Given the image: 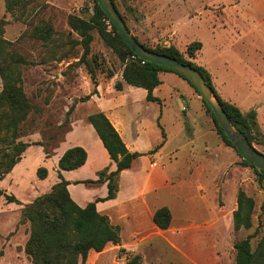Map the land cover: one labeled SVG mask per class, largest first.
Instances as JSON below:
<instances>
[{
	"label": "rangeland",
	"instance_id": "rangeland-1",
	"mask_svg": "<svg viewBox=\"0 0 264 264\" xmlns=\"http://www.w3.org/2000/svg\"><path fill=\"white\" fill-rule=\"evenodd\" d=\"M94 1L29 0L28 19L25 21L24 18L20 19L18 13L8 12L6 0H0V19L6 23L4 38L11 43L10 51L25 59L21 66L22 83L33 107L27 120L20 125L22 136L19 141L29 144L40 142L42 148L46 146L51 151L63 139L72 114L76 111L92 112L88 105H82L78 110L79 103L84 102L83 98L91 95L96 88L88 69H92L97 84L110 76L122 75V63L97 31H93L90 53L85 55L81 36L69 24L73 15L90 19L94 12ZM114 2L133 35L148 46L164 47V40L168 39L184 52L190 43L201 42L203 48L198 63L211 73L219 96L238 106L244 113L255 110L259 129L264 136V0ZM44 25L54 29L48 41L33 34L36 27ZM2 88L3 80L0 78V92ZM177 89L173 79H164L160 92L164 100L161 102L164 103L161 105L169 119L181 117L186 122L185 111L181 110L183 98ZM119 97L123 95H107L106 99L118 101ZM190 108L193 115H202L199 124L203 123L205 129L214 131L213 134L204 133L205 137L196 145L195 157L203 161L208 155L213 157L206 159L216 158L217 162L210 164L207 177L202 180L208 185L209 205L215 195L213 181L216 180L222 189L213 199L221 212L216 218L203 219L197 224L191 222L189 226L192 232L181 233L182 243L177 248L148 240L141 248L143 264H233L236 258L234 246L239 240L258 230L251 240L253 249H256L264 236V175L260 184V175L244 163L234 148L226 145L228 148L221 151L223 148L219 147V142L223 140L217 132L212 113L204 103L201 108V102L192 99ZM141 110L151 122L152 112L146 108ZM154 133L152 128L153 137ZM171 144H177V138ZM5 146L0 141V149ZM38 146L34 145L28 153V170L24 181L4 182L3 187L9 193L12 191L15 194L12 196L18 198L20 204L8 203L6 197L0 199V264H33L24 252L31 225L30 222L21 223V212L23 206L32 202L33 198L50 193L52 188H45L56 180L55 172L48 179L38 177V169L47 167L41 158L42 148ZM254 146L264 153L263 143L256 141ZM179 156V159L186 158V151L183 150ZM222 170H225L224 174L218 178ZM4 188L0 185V189L4 191ZM34 188L38 191L32 190ZM240 189L255 200V209L252 227L236 232L231 213L237 206ZM37 193L40 195L37 196ZM180 205L173 207L175 214L184 213ZM176 221L179 227L183 224L180 218ZM191 236L195 238L192 244ZM131 256L111 245L102 254H95L92 262L87 259L86 264H126Z\"/></svg>",
	"mask_w": 264,
	"mask_h": 264
},
{
	"label": "trees",
	"instance_id": "trees-1",
	"mask_svg": "<svg viewBox=\"0 0 264 264\" xmlns=\"http://www.w3.org/2000/svg\"><path fill=\"white\" fill-rule=\"evenodd\" d=\"M112 1L114 2V0ZM28 6L29 0H6L8 12L18 13L20 19L24 18L25 21L28 19L26 17ZM93 10L90 19L75 15L69 19L71 28L82 38L81 42L85 55L90 53L91 43L94 39L93 31H97L100 38L115 52L122 63L123 81L130 86L145 89L148 101L162 103L159 98L153 95V92L161 84L159 74L163 71L178 74L201 96L192 82L182 73L149 62L142 65L140 61H131L133 51L124 43L97 0L94 1ZM5 24V21L0 19V78L3 80V88L0 92V110L2 109L0 112V141L6 144L4 148L0 149V181L12 172L30 146H42L40 142L29 144L19 141L22 136L20 125L27 120L33 107L23 89L21 66L25 63V59L18 53L10 51L11 43L4 38ZM109 27L112 29L109 30ZM53 33L54 29L50 25L36 27L33 32L35 37L44 41L50 40ZM136 39L139 41L137 37ZM140 43L151 51L167 55L197 69L213 88L234 126L245 134L251 144L254 145L256 141L259 144H264V136L257 122V112L252 110L244 113L235 104L224 101L214 88L211 73L194 62L203 48L201 42L194 41L190 43L184 52L174 45L153 48L142 42ZM88 71L96 88L91 95L83 98L82 101L89 100L91 96L97 94L98 84L95 75L92 69L89 68ZM123 81L116 82V90H123ZM202 102L207 110L212 113L217 132L223 142L236 150L203 98ZM88 121L102 140L112 161L116 163V169L110 171L109 168H106L98 173V180H87L81 183H106L108 194L105 198H98L86 207H81L72 199L68 190L69 182L59 172V182L52 187V191L24 205L21 212V223L30 222L31 225L30 236L24 247V252L33 264H86L91 251L101 253L109 244L119 245L121 242L120 228L114 226L108 216L100 214L96 205L98 202L116 198L119 190L118 179L120 173L130 169L133 162L141 157V154L132 153L128 150L120 134L105 113H93L88 116ZM3 132L5 133L3 134ZM163 136L165 137L164 132ZM162 145L163 142L156 147V150L161 148ZM43 148L49 156L50 153L47 147L44 146ZM86 160V150L82 147H73L60 158L59 168L65 171L76 170L84 166ZM244 163L257 171L260 175L259 183L262 184L264 171L257 170L246 161ZM37 174L41 180H44L48 176V171L46 168L40 167ZM1 197H6L8 203L19 202L16 197L6 195L2 189H0V199ZM237 204V210L233 213L234 230L238 232L241 229H250L253 225L252 217L255 200L240 189L237 195ZM153 219L159 229L167 230L172 222V213L168 207H162L155 212ZM257 233L258 230L253 235L235 244L236 258L233 264H264V236L256 249H253L251 244L252 238ZM126 264H143L142 257L132 255Z\"/></svg>",
	"mask_w": 264,
	"mask_h": 264
},
{
	"label": "crops",
	"instance_id": "crops-1",
	"mask_svg": "<svg viewBox=\"0 0 264 264\" xmlns=\"http://www.w3.org/2000/svg\"><path fill=\"white\" fill-rule=\"evenodd\" d=\"M164 41V47L176 46L174 42L168 39ZM199 54L194 62L202 66L198 63ZM159 77L161 84L154 90L153 95L164 101L160 96V92L164 87V79H173L179 88L176 91L183 98L184 106L181 107V110L185 111L186 122L181 117L180 119H169L162 107L164 102L161 105L155 101H148L145 89L128 85L123 81L121 75L120 77L109 78L106 81L100 80L97 94L91 96L89 100L79 103L78 110L82 105H88L91 107L92 112L76 111L71 115L63 139L49 151V156L41 146H38L42 148L41 158L43 164L47 166L44 167L48 171L46 179L52 172H55L56 175V180L47 185L45 189L49 190L59 181L58 175L60 172L64 179L69 182L68 190L72 199L81 207H86L98 198H105L108 194L106 183L84 184L81 182L98 180V173L106 168H109L110 171L116 169V163L112 161L102 140L89 123V115L96 112L105 113L120 134L128 150L132 153L141 154V157L133 162L130 169L120 173L118 179L119 190L116 198L98 202L96 205L100 214L108 216L111 223L120 228V244H109L107 247L112 245L117 250L126 251L131 255H140L141 248L151 239L168 244V247L177 248L182 243L181 233L192 232L191 226H189L191 222L197 224L198 221L203 219L216 218L221 212L216 207L213 199L222 189L214 180L215 195L210 200L211 205H209V202H207L208 185L202 180L207 177L210 164L217 162L215 161L216 158L206 159L209 156L213 157L208 155L203 161V159L200 160L195 157L196 145L199 140L204 138L205 134L214 133L212 130L205 129L203 123H198L199 119L202 118L201 114L196 113V115H193L191 113L190 102L192 99L200 101L201 108L202 100L195 89L178 74L163 71L159 74ZM118 80L123 81L122 91L115 88ZM118 93L123 95V97L117 98L118 101L106 99L107 95ZM185 93L188 94L187 97H185ZM128 94H133V96L126 97ZM185 107L187 108L185 109ZM142 108L149 109L152 112L151 122L144 111L141 110ZM152 128L155 132L154 137L152 136ZM176 138L177 144L172 145L171 142L175 141ZM162 142L161 148L156 150V147ZM32 147L34 145L25 151L22 160L14 167L12 172L0 181L1 188H4V182L11 184L12 182L24 181L25 172L28 170V153ZM73 147H82L86 150L87 160L85 165L76 170H60V158ZM219 147L223 148L221 151L228 148L223 142H219ZM183 150L186 151V158L179 159V155ZM224 171L222 170L219 173L218 178L224 174ZM32 190L38 191L36 188ZM4 191L7 194L9 193L8 189L4 188ZM164 193H167V195H163ZM8 195L15 194L11 191ZM38 195L40 194L37 193ZM179 203H181L180 206L184 210L183 214L180 212L175 214L174 212L173 207H176ZM162 207H168L172 213V222L167 230L159 229L153 219L155 212ZM237 207L238 204L231 213V219ZM179 218L182 219V227L175 224V221ZM261 225L260 223L259 226ZM191 239L190 244L195 241L193 236H191ZM103 252L91 251L88 260L92 262L95 254L99 255Z\"/></svg>",
	"mask_w": 264,
	"mask_h": 264
},
{
	"label": "water",
	"instance_id": "water-1",
	"mask_svg": "<svg viewBox=\"0 0 264 264\" xmlns=\"http://www.w3.org/2000/svg\"><path fill=\"white\" fill-rule=\"evenodd\" d=\"M97 2L107 15L109 21L117 29L124 43L134 54L149 63L176 70L192 82L203 100L212 110L220 127L242 159L253 165L257 170L264 171V153L251 144L245 134L234 126L213 88L206 82L204 76L191 65L145 48L129 30L126 21L112 0H97Z\"/></svg>",
	"mask_w": 264,
	"mask_h": 264
},
{
	"label": "built area",
	"instance_id": "built-area-1",
	"mask_svg": "<svg viewBox=\"0 0 264 264\" xmlns=\"http://www.w3.org/2000/svg\"><path fill=\"white\" fill-rule=\"evenodd\" d=\"M131 61H140L141 62V64L142 65H144V64H146V60H144V59H141L138 55H136V54H133L132 56H131Z\"/></svg>",
	"mask_w": 264,
	"mask_h": 264
}]
</instances>
